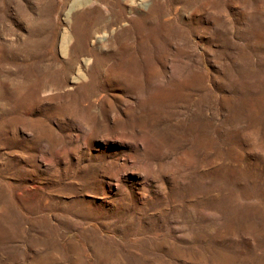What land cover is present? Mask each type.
Returning a JSON list of instances; mask_svg holds the SVG:
<instances>
[{
    "label": "rangeland",
    "instance_id": "rangeland-1",
    "mask_svg": "<svg viewBox=\"0 0 264 264\" xmlns=\"http://www.w3.org/2000/svg\"><path fill=\"white\" fill-rule=\"evenodd\" d=\"M0 264H264V0H0Z\"/></svg>",
    "mask_w": 264,
    "mask_h": 264
},
{
    "label": "bare ground",
    "instance_id": "bare-ground-1",
    "mask_svg": "<svg viewBox=\"0 0 264 264\" xmlns=\"http://www.w3.org/2000/svg\"><path fill=\"white\" fill-rule=\"evenodd\" d=\"M119 2V1H118ZM116 3V2H115ZM117 4V3H116ZM81 18V17H80ZM97 21V20H96ZM97 24V23H96ZM70 39V38H69ZM84 39V38H83ZM102 41V40H101ZM98 42V41H97ZM64 53V52H63ZM44 258V257H43ZM43 261H45V260H43Z\"/></svg>",
    "mask_w": 264,
    "mask_h": 264
}]
</instances>
